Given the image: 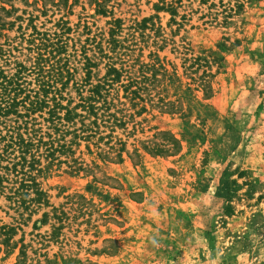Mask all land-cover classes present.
<instances>
[{
    "label": "rangeland",
    "instance_id": "374dc122",
    "mask_svg": "<svg viewBox=\"0 0 264 264\" xmlns=\"http://www.w3.org/2000/svg\"><path fill=\"white\" fill-rule=\"evenodd\" d=\"M38 32L63 33L76 81L87 58L94 84L121 75L39 156L45 200L0 188V264H264V0H0L13 60Z\"/></svg>",
    "mask_w": 264,
    "mask_h": 264
},
{
    "label": "trees",
    "instance_id": "16d2710c",
    "mask_svg": "<svg viewBox=\"0 0 264 264\" xmlns=\"http://www.w3.org/2000/svg\"><path fill=\"white\" fill-rule=\"evenodd\" d=\"M30 43L32 63L29 66L13 60L7 50L0 48V188L11 190L9 198L15 202L21 196L22 204L27 203L30 190L36 194L30 201L45 200L46 194L33 174L39 169V156L52 158L57 151L65 150L67 144L62 141L70 124L79 117L85 125L87 114H80L78 109L96 114L97 110L107 108L109 102L105 93L121 75L109 64L106 78L94 84L90 80L93 64L87 58V76L82 82L76 81L74 72L77 68L71 66L68 44L62 32L53 35L38 32ZM71 82L80 97L74 106L71 96H67ZM135 93L130 91V94ZM88 125L82 128L83 133ZM166 134L171 136L173 144L179 143L174 135ZM12 172L15 179L10 178ZM5 181H13V184L4 186ZM237 190L238 183L225 171L216 195L229 200ZM231 208V205L227 206V213Z\"/></svg>",
    "mask_w": 264,
    "mask_h": 264
}]
</instances>
